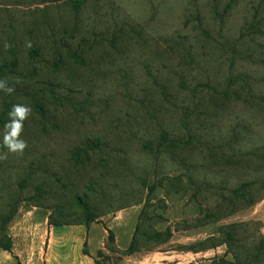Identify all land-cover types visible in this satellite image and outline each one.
Returning <instances> with one entry per match:
<instances>
[{"label":"rangeland","instance_id":"374dc122","mask_svg":"<svg viewBox=\"0 0 264 264\" xmlns=\"http://www.w3.org/2000/svg\"><path fill=\"white\" fill-rule=\"evenodd\" d=\"M1 67L0 261L264 264V0H0Z\"/></svg>","mask_w":264,"mask_h":264},{"label":"crops","instance_id":"0c3cea01","mask_svg":"<svg viewBox=\"0 0 264 264\" xmlns=\"http://www.w3.org/2000/svg\"><path fill=\"white\" fill-rule=\"evenodd\" d=\"M256 210L259 212L258 220L261 222L260 234L264 239V196L256 206ZM101 226L103 227L97 223L91 224L88 228L84 226H62V232H57L55 226L47 229V264H97L98 258L94 252L89 250L88 253H84V244L86 241L91 244L97 243V232L100 231ZM7 263L10 264V261L4 255L0 264ZM135 264H140V262L137 261Z\"/></svg>","mask_w":264,"mask_h":264},{"label":"clouds","instance_id":"9594fccd","mask_svg":"<svg viewBox=\"0 0 264 264\" xmlns=\"http://www.w3.org/2000/svg\"><path fill=\"white\" fill-rule=\"evenodd\" d=\"M0 89L8 93L13 92V88L5 81L0 80ZM30 108L21 103L13 104L7 113L8 119L4 124L2 143L10 152H21L26 144L21 137L23 122L30 113Z\"/></svg>","mask_w":264,"mask_h":264},{"label":"trees","instance_id":"16d2710c","mask_svg":"<svg viewBox=\"0 0 264 264\" xmlns=\"http://www.w3.org/2000/svg\"><path fill=\"white\" fill-rule=\"evenodd\" d=\"M0 69H2V67L0 68ZM4 148V146L3 145H1L0 144V150H2ZM264 196V195H263ZM262 196V197H263ZM261 197V198H262ZM261 200V199H260ZM84 207H85V205H83ZM85 209V211H88V209H87V207H85L84 208ZM89 220L91 221V220H93L92 219V217H89ZM57 226H59V225H57ZM112 235V233H111V231H109V237ZM263 242H264V239H263ZM2 248L4 249V250H6V251H11L12 250V244H11V242L10 241H8L6 244H4L3 246H2ZM134 250V246H133V243L131 244V246L129 247V251H133ZM97 264H99L98 262H97Z\"/></svg>","mask_w":264,"mask_h":264}]
</instances>
